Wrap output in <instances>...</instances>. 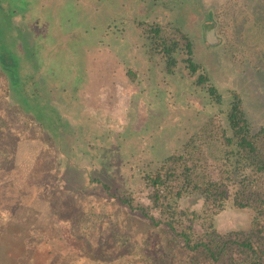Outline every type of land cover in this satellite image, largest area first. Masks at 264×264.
Wrapping results in <instances>:
<instances>
[{"label":"rangeland","instance_id":"374dc122","mask_svg":"<svg viewBox=\"0 0 264 264\" xmlns=\"http://www.w3.org/2000/svg\"><path fill=\"white\" fill-rule=\"evenodd\" d=\"M140 23L186 33L200 70L183 48L168 69ZM0 67V232L26 235L0 238V264H172L179 245L118 194L142 195L141 169L217 121L232 91L264 126V0H0ZM214 222L246 229L251 213L229 201Z\"/></svg>","mask_w":264,"mask_h":264},{"label":"trees","instance_id":"16d2710c","mask_svg":"<svg viewBox=\"0 0 264 264\" xmlns=\"http://www.w3.org/2000/svg\"><path fill=\"white\" fill-rule=\"evenodd\" d=\"M139 26L152 51L166 59L168 69L176 63L175 51L183 48L191 72L200 70L186 33L179 28L167 32L159 24ZM0 81L9 84L1 67ZM208 81L201 72L198 83L206 84L214 102H222V94ZM218 118H210L158 166L141 169L142 195L118 194L123 204L149 224L163 228L179 245L172 264H264V126L253 130L237 91L231 92ZM188 195L201 199L200 208L182 205ZM229 201L250 211L248 228L217 229L215 216Z\"/></svg>","mask_w":264,"mask_h":264},{"label":"crops","instance_id":"0c3cea01","mask_svg":"<svg viewBox=\"0 0 264 264\" xmlns=\"http://www.w3.org/2000/svg\"><path fill=\"white\" fill-rule=\"evenodd\" d=\"M8 210L10 211L9 208H8ZM12 211L16 212L14 209ZM13 216H15V214H13ZM16 223H17V221H16ZM15 225L14 226H9L8 229H7V232H5V231L0 232V238L3 239V237H4V238H8V239H10V238L11 239H13V238L14 239H21L22 244L24 245V240H22V239L24 237H26V235L24 236V235L20 234V230L22 232H24V230L20 229V227L19 228L16 227ZM10 246H12V243L8 244V242H6L5 246H2V248H4L6 250V252H9L10 250H8V248H10Z\"/></svg>","mask_w":264,"mask_h":264}]
</instances>
